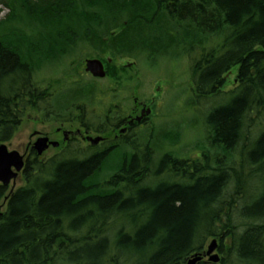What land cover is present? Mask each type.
<instances>
[{"label": "trees", "instance_id": "trees-1", "mask_svg": "<svg viewBox=\"0 0 264 264\" xmlns=\"http://www.w3.org/2000/svg\"><path fill=\"white\" fill-rule=\"evenodd\" d=\"M0 4L10 9L0 25L25 16L51 33L76 31L74 46L103 45L132 58L185 56L187 105L207 109L195 155L163 144L147 122L135 127H146L147 135L133 130L110 149L69 145L45 158L33 151L23 184L8 194L0 184V201L8 195L0 264H185L213 237L219 261L197 264H264V0ZM17 44L14 34L0 35V142L11 140L31 111L97 130L118 125L110 105L95 113L105 96L99 79L69 92L41 86ZM131 67L121 68L128 74L117 79V91L133 81ZM231 73L233 85L225 88ZM118 149L124 150L112 165Z\"/></svg>", "mask_w": 264, "mask_h": 264}, {"label": "rangeland", "instance_id": "rangeland-1", "mask_svg": "<svg viewBox=\"0 0 264 264\" xmlns=\"http://www.w3.org/2000/svg\"><path fill=\"white\" fill-rule=\"evenodd\" d=\"M9 10V7L5 4H0V19L7 16L10 12ZM24 21L26 23H23ZM9 22L0 25V35L6 32L14 34L20 44L17 45L27 51L24 56L31 61L34 67V80L37 84L41 86L47 85L51 89L54 88L55 91L63 88V91L67 90L69 92L68 89H75L74 84L77 82H81L84 85H86L85 82L92 83V77L84 70L85 59L99 58L104 63L106 74L96 84H99L105 96L104 104L96 105V114L100 115L104 111V106L110 105L114 110L122 111V115L125 117L130 112L129 108L132 106V99L136 97L145 105L137 106L133 119H136L135 115L139 116L141 114L140 110L142 107H149L150 111L145 118L148 123L147 127L154 129L155 134L160 133L159 137L163 144L168 146L174 143L175 145L172 149L183 155H195L199 151L200 144H204L200 137L204 119L202 115L206 114L207 109L190 111L194 105H187L190 96L191 78L189 72L190 62L185 56H180L181 54L178 53L171 57L156 56L154 58H146V55L143 54H139L135 58L121 57L109 53L103 45L95 50L85 46H74L72 37L77 36L74 30L66 32V28H59V33H66V35L51 33L44 29L43 25L36 23V21H27L25 16L21 19L12 18L11 24H8ZM94 52L98 53V57L90 56ZM128 62L133 64L135 62L134 65H131V73L135 72L136 78L133 77V81L120 82L119 84L123 87L117 91L115 87L116 81L121 76L128 74L127 70L123 71L121 69ZM232 76L233 73L230 74L225 88H231L233 85ZM108 89L114 90L115 94L112 92L108 93ZM56 101L57 99L54 97L52 104L55 105ZM93 105L91 104L89 108L91 109ZM56 121L44 118L38 111L29 112L24 116L23 121L10 140L8 148L16 149L23 154L29 141L32 143L37 138L36 135H32L36 130L41 131L42 136L48 134L51 139L60 140V133L55 131V127L61 126V128L67 129L68 127L65 125L68 124L64 123V125H61ZM145 128L140 126L134 130L140 132V136H145L147 135ZM163 133H166V135L176 141L171 142L168 137L163 136ZM95 134L93 133L92 135ZM115 134H122L119 128L110 133V138L112 137L113 139ZM144 138L142 137V139ZM109 146H112L111 143L107 147ZM99 148L105 149L104 146ZM55 150L57 149L50 148L46 150V154L50 155ZM123 150L118 149L116 155L111 158L112 165H114L116 158L121 155ZM23 182V176L16 178L15 187L22 185ZM3 206L4 201L2 200L0 211H2ZM208 242L209 240H207L206 244ZM216 251L220 256L218 249ZM204 261H207L206 257H204Z\"/></svg>", "mask_w": 264, "mask_h": 264}, {"label": "flooded vegetation", "instance_id": "flooded-vegetation-1", "mask_svg": "<svg viewBox=\"0 0 264 264\" xmlns=\"http://www.w3.org/2000/svg\"><path fill=\"white\" fill-rule=\"evenodd\" d=\"M135 64V62H134ZM132 63V65H134ZM127 66H130L131 64H125ZM130 74H133L135 77V72H132L131 71L129 72ZM143 106L145 105L143 102H140L136 97H134L132 99V106L129 108L130 109V112L128 115H126L125 117L122 115L123 112L122 111H119L118 110V125L114 124L110 129L108 130H105V129H101V130H97V129H94L92 127H90L89 125H87L86 123L82 122V121H74V120H57L56 122H59L61 125H64V123H67L68 125H65L67 126L68 128L67 129H63L61 128V126H56L55 127V131L56 132H59L60 133V140H57V139H51L48 134H45V136L48 137V145L47 147L44 149V151L39 154L37 152V150L35 151V149H33L31 147V142L29 141V143L27 144L25 150H24V158H27L29 156V154H31L33 151L36 152V156L38 158H45V157H48V156H51L52 154L60 151L61 149L63 148H66L68 147L69 145H78L79 147H87L89 145L91 146H95L93 145L92 143H90V141H88L87 139V136H94L92 135L93 133H96L95 135H100L102 137V140L100 141V143H96L97 146L99 145H102V146H108V144L111 143L112 146H109L110 148L114 146V143H117L118 141L121 140V138L123 136H127L129 134V132H132L135 127L137 125H140L144 122H146V119H142L141 121L139 122H135V120L133 119L134 118V115L133 114H136V109H137V106ZM148 107L146 106L145 108H141L140 112L141 114H139V116H142L143 115V112H145ZM136 118L139 117L138 115H135ZM118 129L119 128V131L122 133L121 135H113V139L112 137L110 138V133H112L113 131H115V129ZM83 129V131H81ZM41 131H37L36 130V137L40 136L41 135ZM92 133V134H90ZM125 133V134H124ZM107 134V135H105ZM124 134V135H123ZM57 142L55 145L52 143V142ZM101 147V146H99ZM50 148H56L57 150H55L52 154L50 155H47L46 154V150L50 149ZM109 148V149H110ZM23 171L19 172L18 175H17V178L20 177V176H23ZM4 208V207H3ZM3 210V209H2Z\"/></svg>", "mask_w": 264, "mask_h": 264}, {"label": "water", "instance_id": "water-1", "mask_svg": "<svg viewBox=\"0 0 264 264\" xmlns=\"http://www.w3.org/2000/svg\"><path fill=\"white\" fill-rule=\"evenodd\" d=\"M85 69L87 71H90L94 76L105 75L102 62L96 58L86 59ZM87 139H89L92 143H96L101 139V137H88ZM52 143L54 145L56 144V142ZM47 145L48 138L45 136L38 137L33 143V147L39 154L47 147ZM23 168L24 159L22 154H20L15 149L9 150L8 144L0 142V183L7 186L11 181L13 186L18 172ZM217 245V238L211 239V241L207 245V249L203 252L194 253L188 258L186 264H196V262L201 260L204 255H207L210 261L217 262L219 260V255L216 252H213L216 249Z\"/></svg>", "mask_w": 264, "mask_h": 264}]
</instances>
